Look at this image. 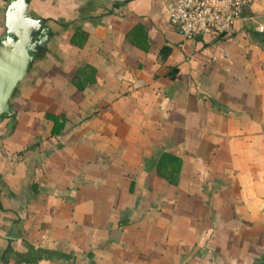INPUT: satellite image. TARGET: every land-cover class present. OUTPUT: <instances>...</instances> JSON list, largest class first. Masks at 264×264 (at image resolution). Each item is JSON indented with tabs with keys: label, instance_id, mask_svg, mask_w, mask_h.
Returning <instances> with one entry per match:
<instances>
[{
	"label": "crops",
	"instance_id": "0c3cea01",
	"mask_svg": "<svg viewBox=\"0 0 264 264\" xmlns=\"http://www.w3.org/2000/svg\"><path fill=\"white\" fill-rule=\"evenodd\" d=\"M170 2L29 0L52 36L0 118V264H264V0L190 40Z\"/></svg>",
	"mask_w": 264,
	"mask_h": 264
},
{
	"label": "water",
	"instance_id": "95a60500",
	"mask_svg": "<svg viewBox=\"0 0 264 264\" xmlns=\"http://www.w3.org/2000/svg\"><path fill=\"white\" fill-rule=\"evenodd\" d=\"M29 0H7L0 36V116H10V100L52 36L45 21L33 17Z\"/></svg>",
	"mask_w": 264,
	"mask_h": 264
},
{
	"label": "built area",
	"instance_id": "2783aa9c",
	"mask_svg": "<svg viewBox=\"0 0 264 264\" xmlns=\"http://www.w3.org/2000/svg\"><path fill=\"white\" fill-rule=\"evenodd\" d=\"M252 0H171L169 23L184 39L230 33Z\"/></svg>",
	"mask_w": 264,
	"mask_h": 264
},
{
	"label": "trees",
	"instance_id": "16d2710c",
	"mask_svg": "<svg viewBox=\"0 0 264 264\" xmlns=\"http://www.w3.org/2000/svg\"><path fill=\"white\" fill-rule=\"evenodd\" d=\"M50 22L54 25V26H60V27H63V28H68V27H73V24H74V22H67V23H65V24H61V22H52L51 20H50ZM86 38H87V35H86V33H84V32H82V31H78V32H75L73 35H72V37L70 38V42L72 43V44H74V45H76V46H81L85 41H86ZM43 53V52H42ZM42 53H39L37 56H36V58H35V60L37 59V58H39V57H41V56H43V54ZM3 117H7V116H0V118H3Z\"/></svg>",
	"mask_w": 264,
	"mask_h": 264
}]
</instances>
